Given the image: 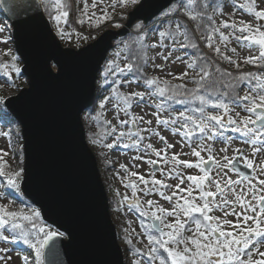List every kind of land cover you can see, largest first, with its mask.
Instances as JSON below:
<instances>
[{"label": "snow or ice", "instance_id": "snow-or-ice-1", "mask_svg": "<svg viewBox=\"0 0 264 264\" xmlns=\"http://www.w3.org/2000/svg\"><path fill=\"white\" fill-rule=\"evenodd\" d=\"M116 2L112 0V8L116 7ZM98 3L103 0H84L79 23L95 21L99 25L112 19L107 8L101 10L100 16L95 11L89 12ZM118 3L123 9L131 8L132 11L121 16L127 23L117 22L116 28L151 31L158 33L159 38L148 45L144 42L146 37L138 35L132 43L125 45L127 54L122 63L108 60L98 68L104 81L111 77L115 87L100 102V112L93 119L98 120L103 115L109 101L113 102L114 118L119 119L117 126L111 121L103 122L108 126L106 135L113 138L112 143L104 146L133 149L138 154L132 160L144 161L153 169L146 178L131 170L139 164L119 165L124 173L121 183L131 192V196L127 191L122 195L120 204H126L129 212L139 213L142 218L140 228L147 240L145 251L133 247L131 238L127 240L129 249L137 257L146 258L144 261L137 259L134 264H264V179L259 178L253 159L244 149L235 148L233 155H228L235 137L226 135L238 133L242 143L251 146L252 156L264 155V24L259 23L264 21V10H257L258 4L264 5V0H247L240 5L247 9L255 23L224 21L219 26L213 22L207 27L198 23L191 34L181 21H213V16L207 15V9L212 7L215 12L221 6L205 3L202 14L196 10L201 7L197 0H118ZM70 7L68 0H0V11L5 15V20L0 22V44L8 45L13 39L18 44H26L39 58L44 78L64 81L66 58L87 62L91 55L90 48L61 51L56 43V36L70 38L71 34L64 27L68 24ZM152 21L155 23L149 26ZM173 23L175 27H172ZM197 32L205 41L208 53L202 52L196 42ZM233 40L255 53L244 57L242 63L254 66L257 71L239 73L241 60L237 48L228 47ZM149 48L159 51L150 57ZM229 51L233 55L226 54ZM156 58L163 63L155 64ZM18 60V56L12 55V63H0V71L6 76L9 72H14L16 77L27 74L17 65ZM149 60L161 72H165V65L177 63L183 64L185 70L179 75L169 70L164 78L149 77L145 74ZM49 61L55 62L58 69L55 75ZM221 62L234 66L238 74L222 68ZM131 83L142 85L144 90L127 94L120 90L121 85ZM189 83L193 87H188ZM28 103V94L23 92L13 100L0 99V120L6 124L23 123L21 110ZM134 105L154 109L151 115L157 127H151L153 120L134 114L131 111ZM241 112L246 115L241 116ZM121 113L127 119H121ZM141 123L149 127L141 128ZM120 126L129 127L123 130ZM162 131L180 138V152L167 155L168 150L178 145L176 139L170 141ZM142 133H148V138L157 137L163 147L157 150L152 143L145 145L146 137ZM216 142L225 145L219 149L224 153L220 158L213 147ZM92 143L97 141L93 139ZM184 147L197 158L195 162L180 158L181 154L188 155L183 153ZM8 155L0 149V176L6 177V190L0 196H12L13 191L19 193L24 180L23 168L12 173L5 171L7 161L4 158ZM151 156L157 159H146ZM161 161L165 166L171 165L167 172L164 167L158 169L165 179L156 178ZM237 162H243L245 168L252 170V175L240 172ZM260 163L264 164V160ZM185 169H197L198 174H187ZM230 173H235L238 178H233ZM259 174L264 175V167L259 168ZM169 179L176 183H168ZM141 194L143 197L158 196L171 207L165 208L154 199L142 200ZM40 217L41 213L31 207L11 210L10 206L0 205V241L21 243L34 250V264H45L46 250L47 264H73L71 259L64 261L63 250L73 243L74 233L53 231L41 222ZM128 225L131 232H135L132 221H128ZM60 238L69 242L63 249L57 243ZM0 253L4 254L0 255V262L11 259L6 255V248H0ZM23 261L28 264L27 255Z\"/></svg>", "mask_w": 264, "mask_h": 264}, {"label": "water", "instance_id": "water-1", "mask_svg": "<svg viewBox=\"0 0 264 264\" xmlns=\"http://www.w3.org/2000/svg\"><path fill=\"white\" fill-rule=\"evenodd\" d=\"M129 31L123 27L106 29L77 49L63 46L56 36L61 51L91 49L87 62L66 58V78L60 82L44 78L36 54L26 44L12 40L20 68L27 73L21 74L27 86L4 100L16 99L22 92L28 94L29 100L21 110L23 123L16 121L25 170L21 192L38 209L45 224L56 231L74 233L73 243L63 250L65 262L71 259L73 264H125L109 198L86 138L82 115L96 99L98 68L103 66L114 41ZM49 67L55 75L58 71L55 62L49 61ZM237 168L252 175V170L242 162H237ZM57 243L63 249L69 242L60 238Z\"/></svg>", "mask_w": 264, "mask_h": 264}, {"label": "rangeland", "instance_id": "rangeland-1", "mask_svg": "<svg viewBox=\"0 0 264 264\" xmlns=\"http://www.w3.org/2000/svg\"><path fill=\"white\" fill-rule=\"evenodd\" d=\"M84 0H73V10L70 12L69 18L72 21V26L66 25L65 30L69 32L70 38L65 37L61 39L59 36V39L63 46L65 47H71V48H79L87 43L93 41L95 38H97L103 31L110 28H116L114 26L115 23H120L121 25H124L126 20H122L121 18L119 20H107V22H102L99 25L96 24L95 21H93L92 24H89L85 22L84 24L79 23L81 17H82V9H83ZM112 0H103V3H98L97 7L95 9H89V12L95 11L97 16H100L101 10L107 8L110 16H119V15H126L127 11L131 10L129 9H123L119 3L118 0L116 2V7H111ZM239 5H241V2L239 0H225V5H223L222 10L214 13V20L215 25L219 26L224 21L228 22H239L240 20L247 21L249 23H255L254 18L250 16L248 12L243 10ZM257 10H264V5L257 6ZM128 11V12H129ZM3 16L0 14V22H3ZM185 22V21H184ZM186 23V22H185ZM259 23L264 24V21H260ZM172 27H175V24L173 23ZM163 30V28H161ZM160 29V30H161ZM194 29V27H193ZM134 29H130V32H133ZM55 31V30H54ZM225 32H227V29H224ZM87 37V39H85ZM197 39L199 40L200 44L203 48H205L207 51V47L205 46V41L201 40V37L196 35ZM218 38V37H217ZM158 33L151 32L149 35L148 43L151 45L152 43H156L158 41ZM229 48L236 47L238 56L241 60V67L239 70H243V64L242 60L244 57L248 55H253L255 53L250 52L247 48H245L243 45H237L236 42L233 40L229 43ZM222 47V51H223ZM116 53L121 54L120 48L116 47L115 49ZM159 51V49H150L148 55L150 57L155 55V52ZM14 52V46L12 40L9 42L8 45L0 44V54L7 56ZM228 55H233L230 51L226 52ZM214 55V54H213ZM112 59L117 58L116 54L111 55ZM120 63L123 62L122 55L119 56ZM234 59L237 58L236 56L233 57ZM163 61L159 58L155 59V64H161ZM21 64V63H20ZM224 66L229 70H237L234 66L229 65L227 62H223ZM249 69L251 71H257V69L254 66L248 65ZM173 71L175 74L179 75L182 71L185 70V66L183 64L177 63L176 65H165V72H161L159 69L152 66V61L149 60V66L146 68V71L153 75V76H160L162 78L165 77L167 71ZM171 78V77H167ZM127 79V78H126ZM100 78L98 79V81ZM27 86V80L25 77L20 76L16 77L15 73L11 74L9 79H1L0 78V89L6 91V97L9 95L16 94L20 88ZM98 86V82H97ZM123 92L131 93L135 91H143L144 88L142 85L138 86L136 83H131L127 85H121L120 88ZM243 89H242V95H243ZM110 95L108 92L103 93L98 102L100 103L103 101L105 96ZM136 115H144L145 120H153V124L151 127L156 128V123L154 117L151 115V112L154 111L152 108H140L133 106L131 110ZM236 111H240V109H236ZM234 115V113H232ZM246 115V113L241 112V116ZM103 116L104 119L107 121H111L113 126L119 125V119L114 118L115 116V110L113 109V102L109 101V103L105 106V109L103 110ZM121 119H127V117H124L123 114H120ZM82 120L85 126L86 130V138L87 135L93 131H95V123L90 117H86L85 115L82 116ZM123 130H127L129 126H120ZM141 128L149 127L148 125H145L143 123L140 124ZM0 133H8V135H0V149L7 151L9 155L5 157V161H7V165H10L11 167L19 168L21 169L23 166V156L18 157L16 156L15 149L17 147V144L19 143V140L16 136L13 135L11 132L9 125L5 122L0 121ZM162 134L169 138L171 141L172 139H176L177 141V147L170 149L167 151V155L170 157L173 152H180L181 149L179 147L180 144V138L175 137L173 138L171 134L168 131H162ZM146 137L144 144L152 143L153 146L159 150L163 147L162 142L158 140L157 137L151 136L149 137L148 133H142ZM226 135H231L235 137L234 142L229 146L228 155H233V149L235 148H242L245 150L246 153L249 154V158L253 159L254 161V167L256 169V172L259 176V178L264 179V175L259 174V168L264 167V164H261L260 162L264 160V155L257 154L256 156L251 155V146L244 145L242 143V138L239 136L238 133H231L228 132ZM97 143L93 144L92 141H88L92 151L94 152L98 168L103 180V183L106 188V192L109 198V205H110V214L111 218L114 222V225L116 227L118 241L120 245L123 248L124 252V262L125 264H134V261L137 259L144 261L145 258L143 257H137L133 251L130 249H126L127 240L129 238L132 239L133 245H136L137 248L141 249V251H145V245L147 244L146 237L143 236L142 230L140 228V216L139 213L135 212V210L129 212L127 211L126 204L124 206H121L120 201L122 195L127 191V194L131 196L130 190H126L122 183H121V177L124 175L123 171L120 169V164H125L126 166L131 167L133 163L139 164L138 168H132L131 170L138 171L140 174H143L148 176V173L152 171V166L147 165L144 161H136L134 162L132 160V157L134 155H137L138 153L135 152L133 149H124L122 146L120 147H114L112 149H109L105 147L104 145L107 143H112L113 138L110 136L105 135L104 138H98L95 139ZM22 145V142H21ZM213 147L215 149L217 158H220L224 155V153L220 152L219 149L222 147H225V145L222 142H216L213 144ZM183 153H188V155L181 154L180 158L183 160H192L193 162L196 161L197 158L192 157L190 154V149L188 147L183 148ZM202 155H206L202 153ZM157 159L155 156L146 157ZM2 163V162H0ZM159 167H164L165 172H167V169L171 167V165L165 166L163 164V161L159 163ZM187 174H198L197 169H185L184 170ZM119 173V175H117ZM214 175V173H213ZM230 175L233 176V178H238L235 173H230ZM157 179H165V177L160 176L159 170L157 171ZM168 183L175 184L176 181L169 179L167 180ZM181 187H184V185H181ZM1 182H0V193L1 191ZM119 192L121 195L118 196L116 193ZM195 194V193H194ZM9 196H0V204L10 207H16V202H12L9 200ZM141 199H154L158 200L161 205H163L165 208H170L171 205L168 204L166 201L160 200L158 196H150V197H143L141 194ZM112 201V202H111ZM216 215H221L219 212L215 213ZM171 219V218H169ZM229 219H234V217H229ZM128 221H132L131 227L135 229V232H131L129 229ZM0 248H6L7 253L6 255L11 257L10 260L0 262V264H24L23 257L21 250H17L15 247L9 246L7 243H3L0 241ZM264 250V249H262ZM0 255H4L3 253H0ZM28 264H34L33 261H31L30 258H28Z\"/></svg>", "mask_w": 264, "mask_h": 264}, {"label": "trees", "instance_id": "trees-1", "mask_svg": "<svg viewBox=\"0 0 264 264\" xmlns=\"http://www.w3.org/2000/svg\"><path fill=\"white\" fill-rule=\"evenodd\" d=\"M241 2V5L246 3L247 0H239ZM68 3L71 5L70 9H69V12H71L73 10V0H68ZM197 3L201 6L200 8H197L196 10L197 11H201L202 12V8H203V5L205 3L209 4V5H216V4H219L221 7L216 10L215 12H218V11H221L222 10V7L223 5H225V0H197ZM240 6V5H239ZM241 7V6H240ZM242 8V7H241ZM130 9V8H129ZM243 10H245L246 12L247 9L246 8H242ZM129 11V10H128ZM127 11V12H128ZM212 9V7H209L207 9V15H211L213 16L214 13H215ZM0 14L2 15L1 11H0ZM203 14V12H202ZM47 16V14H46ZM112 17V20H119L121 18V15L119 16H111ZM3 19L5 20V18L3 17ZM123 20V19H122ZM104 22H107L104 21ZM213 22L215 23V20H214V16H213V21H207L206 19L200 21H196V22H192V21H187L186 23L184 21H181V23L184 24V26L186 28H188L190 30V34L192 31L195 30L196 28V24H203L205 27L207 26H210L213 24ZM152 23H155V21H152L151 23L149 22V26H151ZM68 25L72 26V21L70 18H68ZM115 25V24H114ZM194 27V29H193ZM162 30V29H161ZM183 30V29H182ZM151 31H139L137 32V30H133V32H129L127 35L117 39L116 41H114V46L113 48L109 51L108 53V56L104 62V64L108 61V60H117V62H120L119 61V56L121 57L122 55V58L124 59V56L127 54V50L125 49V45L126 44H130L132 43V41H134L136 39V37L138 35H143L146 37L145 39V43L150 45L148 43V39H149V35H150ZM196 35L200 36L199 32L196 33ZM202 41H204L202 38H201ZM196 42L198 43L200 49L202 50V52L204 53H208L209 51H207L205 48L202 47V45L200 44L199 40L197 39L196 37ZM116 47L120 48V52L121 54L119 56H117V58L115 59H112L111 58V55L113 54H118L116 53L115 49ZM133 47H138V45H135L133 44ZM149 52V49L147 50ZM12 55H16L15 53H11L10 55H7V56H4V55H1L0 54V63H3V64H11L12 61H11V56ZM17 56V55H16ZM20 60L17 61V65L20 67ZM103 64V66H104ZM102 66V67H103ZM220 66L224 69H227L223 62H221ZM147 68V67H146ZM249 67L248 65H243V70H239V73H244V72H252L251 70H248ZM228 71H231L233 72L234 74H238V70H229L227 69ZM14 72H9V74L6 76L3 74V71H0V78L1 79H9L10 75L13 74ZM145 74L149 77L153 76L151 74H149L146 69H145ZM100 78V80L98 82V87H97V90H96V99L93 103V105L89 108V110H87L86 112L83 113V116L85 115L86 117H90L93 122L95 123V131L89 133L87 135V140L88 141H92L93 139H98V138H104L105 135H106V128L108 127L106 124H104L103 122L105 121L104 119V116H100L98 120H94L93 117H95L97 115L98 112H100V109H99V98L100 96L105 93V92H108L109 94H111V88L112 87H115V85L111 82V77L109 78V81L105 82L102 75L99 73V77L98 79ZM170 79V78H169ZM188 87H193V85L191 83L188 84ZM121 90V89H120ZM122 91V90H121ZM123 92V91H122ZM123 93H126V92H123ZM127 94V93H126ZM240 94L242 95V89L240 91ZM6 97V91L5 90H2L0 89V99H4ZM2 122H4L3 120H0ZM9 125V128L11 130V132L13 133L14 136H16L19 140V143L17 144V147L15 149V153H16V156L18 157H22L23 154H22V145H21V138H20V128H19V125L18 123L15 121L14 123L12 124H8ZM20 169L19 168H15V167H11L10 165H7L5 164V171L9 172V173H12L14 171H19ZM0 182H1V193H3L5 190H6V177H2L0 176ZM9 191H12V190H9ZM9 200H11L12 202H16L17 206L16 207H10L11 210H19L20 208H25V210H27L28 207H31L35 210L38 211V209L32 205L22 194V192L20 191L19 193H16V192H12V196H9ZM112 202V201H111ZM1 205V204H0ZM142 218L140 217V220ZM40 220H41V217H40ZM41 222L49 227L51 230L53 231H56L53 227L45 224L42 220ZM3 242V241H1ZM5 243V242H3ZM9 246L11 247H15L17 250H21L22 251V254L25 256L27 255L28 258L31 259V261L34 262V259H35V254H34V250H30L27 246L21 244V243H15V244H10V243H7ZM133 247L137 248L136 245H133ZM126 249L128 250L129 247H128V244H126ZM140 257H143L145 258L144 256H140ZM146 259V258H145Z\"/></svg>", "mask_w": 264, "mask_h": 264}]
</instances>
